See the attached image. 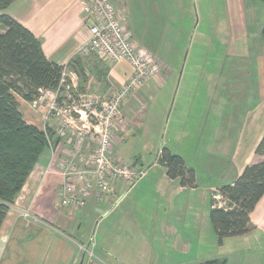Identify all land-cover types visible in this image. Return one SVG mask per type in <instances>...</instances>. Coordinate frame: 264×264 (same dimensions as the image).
Returning a JSON list of instances; mask_svg holds the SVG:
<instances>
[{"label":"rangeland","instance_id":"374dc122","mask_svg":"<svg viewBox=\"0 0 264 264\" xmlns=\"http://www.w3.org/2000/svg\"><path fill=\"white\" fill-rule=\"evenodd\" d=\"M123 3L131 21L135 20V28L128 29L132 40L157 72L153 79H146L128 93L119 106L117 116L121 121L116 117L110 120L111 157L119 162V167L127 169L116 180L129 184L138 179L139 169L145 171L141 180L130 187L129 196V200H136L137 206L142 208L138 210L141 221L146 219L156 235L158 223L174 227L178 237L201 227L204 232L207 223L211 233L206 237L212 240L203 249L213 254L211 200L209 195L207 203L203 204L205 189L228 184L234 143L239 139L244 145L253 139L249 126L255 119L257 129L264 128V42L261 36L264 4L258 0H123ZM125 17L127 25L129 19ZM82 58L83 70L66 68L58 92L69 95L72 100L93 99L97 103L94 111L100 116V103L113 100L132 68L121 60L119 63L128 68L129 73L124 80L117 81L111 69L119 63L106 67L98 57ZM141 91L146 94L144 100L138 98ZM19 111L27 124L41 130L50 124L55 132V127L62 123L55 119L46 122L43 106L34 110L22 101ZM77 117L71 115L76 121L75 128L85 134V120ZM263 133L258 132L256 139ZM66 134L64 139L73 137L68 131ZM222 145H227L226 151L220 149ZM163 148L179 155L186 167L194 170V190L185 188L182 194H174L180 186L179 180L166 182L165 169L158 164ZM48 157L50 151L45 150L39 160L44 162ZM152 164L155 166L151 167ZM42 171L44 175H55ZM57 183L55 191L59 187ZM108 185L113 191V186ZM119 187L117 184L115 189ZM175 196L177 198H173ZM175 232L172 229V234ZM170 234L171 231L161 230L160 240H171ZM87 238L75 241L78 256L89 253L85 249ZM171 248L172 262L188 264L196 247L181 243ZM251 253L253 251L247 250L242 255ZM256 257H248L249 261L244 263L237 259L236 264H256ZM9 260L6 257L1 264H17ZM18 264H28V261Z\"/></svg>","mask_w":264,"mask_h":264},{"label":"crops","instance_id":"0c3cea01","mask_svg":"<svg viewBox=\"0 0 264 264\" xmlns=\"http://www.w3.org/2000/svg\"><path fill=\"white\" fill-rule=\"evenodd\" d=\"M120 6L129 19L128 29L135 28V20L131 21L123 0ZM4 13L28 29L39 40L45 58L57 65L66 66L89 36L81 5L77 0H16ZM3 32L0 27V34ZM111 70L117 81L124 80L129 73V69L121 63L113 66ZM143 92L141 91L138 98L144 100L146 94ZM17 100L19 106H22L23 100ZM258 132L263 133L264 128L257 129L255 119L249 126V134L253 135V139L250 138L249 143L244 145L239 139L234 143L230 159L232 175L228 178V184H232L241 175L245 166L258 161L254 155L255 147L262 137L260 134L256 139ZM226 146L222 145L220 149L226 151ZM40 160L9 207L0 227V264L6 257L10 262L12 260L17 264L27 261L28 264H79L82 260V264H178V261L172 262L171 247L181 243L196 247L188 264H201L209 259L236 264L237 259L244 263L245 260L249 261L248 257L255 256L256 264H264V195L250 214L251 231L240 237L226 238L220 246L213 232L214 244H210L213 251L211 254L203 249V246H208L209 240H212L208 238L211 231L207 223L204 232L201 227L195 232L184 233V237H178L174 227L158 223L157 239L151 224L147 223L146 219L141 221L138 210L142 208L137 206L136 200H129L130 187L142 177L129 184L110 180L114 188L112 193L101 197L93 193L84 209L72 212L66 207L58 206L57 189L54 190V185L58 182L59 186L60 178L44 175L42 170L46 171L48 159L44 162ZM153 166L155 165L152 164L151 167ZM139 171L144 176L145 171ZM166 178V182L171 181L167 176ZM162 181L164 182V179ZM117 184H120L118 190L115 189ZM228 184L207 187L203 204L207 203L209 195L210 200L213 196L220 199L216 190ZM175 190L177 191L174 194H182L186 189L179 186ZM126 202L132 204L125 205ZM172 202L174 203V199ZM219 203L225 206V202ZM20 211L28 212L30 217L24 218ZM165 229L171 231V240H160L161 230ZM172 229L176 231L174 234ZM86 238L85 249L89 253L84 257L83 254L78 256L74 247L75 241ZM160 241L163 246L168 247H161ZM247 250L253 253L246 255L248 257L243 256Z\"/></svg>","mask_w":264,"mask_h":264},{"label":"trees","instance_id":"16d2710c","mask_svg":"<svg viewBox=\"0 0 264 264\" xmlns=\"http://www.w3.org/2000/svg\"><path fill=\"white\" fill-rule=\"evenodd\" d=\"M15 1L0 0V27L4 31L0 34V227L9 206L48 150L49 140L53 145L58 142L52 130L44 133L23 120L17 97L31 103L42 91L58 88L64 68L83 70V58L77 55L66 66L45 58L39 40L4 13ZM258 1L264 4V0ZM261 36L264 42V24ZM254 155L259 160L245 166L232 184L218 188L216 194L220 199L213 196L210 201L209 219L219 246L224 239L246 235L252 229L250 214L264 195V133ZM158 163L170 180H179L180 187H196L194 170L186 167L179 155L163 148ZM201 264H225V261L209 259Z\"/></svg>","mask_w":264,"mask_h":264},{"label":"built area","instance_id":"2783aa9c","mask_svg":"<svg viewBox=\"0 0 264 264\" xmlns=\"http://www.w3.org/2000/svg\"><path fill=\"white\" fill-rule=\"evenodd\" d=\"M81 5L84 23L88 29V39L80 45L76 55L85 57L96 55L107 65L127 61L132 73L113 100L100 103L101 115L95 113L97 103L92 99L86 101L72 100L70 96L59 95V86L64 82L66 68L62 71L59 86L56 90L42 91L40 96L29 103L31 109L44 108L43 118L46 122L59 120L55 127L56 145L49 140L47 171L60 178L57 189L58 206L68 208L69 211L84 209L91 194L98 197L112 193L108 183L124 175L127 169L119 167V162L111 157V123L116 117L121 118L119 106L124 102L128 93L136 89L146 79L156 76V67L141 53V48L133 42L132 35L126 25V17L121 9V0H77ZM66 98V99H65ZM81 102V104H77ZM75 114L78 119H84L86 132L75 128ZM92 118H95L91 123ZM100 118V120H98ZM123 126V121L120 123ZM74 128L76 131H73ZM52 125L42 128L46 133ZM66 131L73 137L64 139ZM67 135V134H66ZM59 149L61 151H59ZM62 155V157H59ZM116 162V163H115ZM115 176V177H113ZM142 177V174L138 178ZM117 181V180H116ZM11 206V205H10ZM9 206V207H10ZM24 218L29 213L20 211Z\"/></svg>","mask_w":264,"mask_h":264},{"label":"water","instance_id":"95a60500","mask_svg":"<svg viewBox=\"0 0 264 264\" xmlns=\"http://www.w3.org/2000/svg\"><path fill=\"white\" fill-rule=\"evenodd\" d=\"M83 257H84V256H83ZM79 264H82V261H81Z\"/></svg>","mask_w":264,"mask_h":264}]
</instances>
